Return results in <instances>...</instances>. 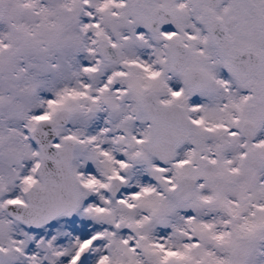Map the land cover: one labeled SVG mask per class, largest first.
<instances>
[{"label":"snow or ice","instance_id":"obj_1","mask_svg":"<svg viewBox=\"0 0 264 264\" xmlns=\"http://www.w3.org/2000/svg\"><path fill=\"white\" fill-rule=\"evenodd\" d=\"M0 264H264V0H0Z\"/></svg>","mask_w":264,"mask_h":264}]
</instances>
